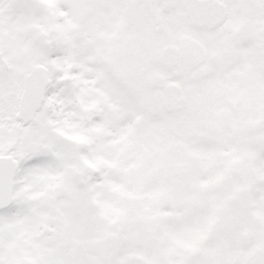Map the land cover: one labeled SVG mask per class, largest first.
<instances>
[{
	"label": "snow or ice",
	"instance_id": "6c2138e0",
	"mask_svg": "<svg viewBox=\"0 0 264 264\" xmlns=\"http://www.w3.org/2000/svg\"><path fill=\"white\" fill-rule=\"evenodd\" d=\"M0 264H264V0H0Z\"/></svg>",
	"mask_w": 264,
	"mask_h": 264
}]
</instances>
